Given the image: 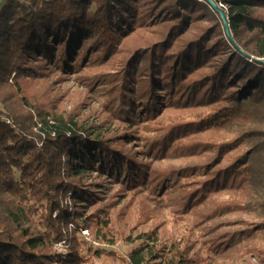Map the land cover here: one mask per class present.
I'll return each mask as SVG.
<instances>
[{
	"label": "trees",
	"instance_id": "obj_1",
	"mask_svg": "<svg viewBox=\"0 0 264 264\" xmlns=\"http://www.w3.org/2000/svg\"><path fill=\"white\" fill-rule=\"evenodd\" d=\"M213 1L231 40L206 0H0V264H211L162 233L166 181L181 213L232 192L264 241V0ZM76 75L105 98L96 124L30 89ZM169 150L205 159L160 174ZM111 183L154 222L121 258L94 245L114 243Z\"/></svg>",
	"mask_w": 264,
	"mask_h": 264
},
{
	"label": "rangeland",
	"instance_id": "obj_2",
	"mask_svg": "<svg viewBox=\"0 0 264 264\" xmlns=\"http://www.w3.org/2000/svg\"><path fill=\"white\" fill-rule=\"evenodd\" d=\"M26 1V0H24ZM78 79L68 78L53 86H48L50 81L54 80V76L46 79L39 84H33L30 89L42 91L47 89L48 96L57 97V101L61 104V108L67 112L74 113V119L78 121L90 122L96 124L99 122V108L103 104L105 98L95 92V89L85 85L76 75ZM200 154V151H196ZM186 155L183 152L167 151L165 157H155L153 165L164 174L169 169L184 170L186 166L202 163L204 157L195 155L192 152ZM167 182V190L164 197L167 202V209L161 219H165V225L162 227V233L165 236L179 238L185 236L186 232L191 233L192 238L196 239V247L199 248V254L213 256L211 264H260L264 257V241H254L246 236L242 225L247 223V215L242 209L236 206L235 194L232 192H223L214 196V202L220 203L222 206L218 209H211L206 202L195 203L194 209L188 210V213H181L178 196L172 184ZM168 188H170L168 190ZM117 201V202H116ZM117 199L116 184L111 183L109 189L106 190L104 197L98 203L106 209L109 217L113 219L114 243L99 244L94 241L95 246H101L106 251H112L116 254V258H121L129 253L133 248L140 245L137 239L140 231L146 230L148 226L154 224L153 221H140L139 204L136 201ZM215 202V203H216ZM229 204H226L228 203ZM232 202V204H231ZM216 203V204H217ZM177 218V222H171ZM138 223H142L139 225ZM83 235L91 238L87 230L82 231ZM210 242L215 243V247L210 244L207 253L203 251L204 247ZM63 248V242H60ZM264 262V261H263ZM98 264H127L122 263L118 259L104 258Z\"/></svg>",
	"mask_w": 264,
	"mask_h": 264
},
{
	"label": "water",
	"instance_id": "obj_3",
	"mask_svg": "<svg viewBox=\"0 0 264 264\" xmlns=\"http://www.w3.org/2000/svg\"><path fill=\"white\" fill-rule=\"evenodd\" d=\"M206 1L212 6V8L214 10H216L219 13V15L222 19L224 30H225L228 38L231 40L232 39L231 34H230V31L228 30V21H227V17L225 15L224 11L219 6H217V4H215L213 0H206Z\"/></svg>",
	"mask_w": 264,
	"mask_h": 264
},
{
	"label": "built area",
	"instance_id": "obj_4",
	"mask_svg": "<svg viewBox=\"0 0 264 264\" xmlns=\"http://www.w3.org/2000/svg\"><path fill=\"white\" fill-rule=\"evenodd\" d=\"M218 5H219V6H224V5L222 4V2H219ZM224 7H225V6H224ZM59 245H61V243H59Z\"/></svg>",
	"mask_w": 264,
	"mask_h": 264
}]
</instances>
